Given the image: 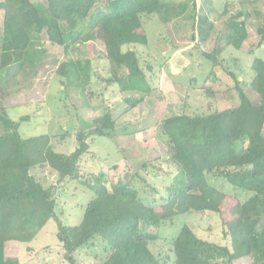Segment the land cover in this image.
I'll list each match as a JSON object with an SVG mask.
<instances>
[{"label":"rangeland","instance_id":"rangeland-1","mask_svg":"<svg viewBox=\"0 0 264 264\" xmlns=\"http://www.w3.org/2000/svg\"><path fill=\"white\" fill-rule=\"evenodd\" d=\"M30 1L39 8L46 7L45 0ZM104 2L97 0V9L103 10ZM161 3L164 7L160 12L140 16L141 28L135 32V38L144 37V44L135 42L123 48L136 53L150 87L148 93L121 89L116 79H125V68L107 60L99 28L89 30L83 23L77 27L78 40L67 50L41 34L32 41L22 63L0 69V135L5 132L4 123L9 122L11 131L21 138L48 136L52 150L63 154L78 147V134L90 135L86 140L88 150L79 159L74 178L59 180L58 174L46 165L30 169L29 173L43 189H52L56 220L49 221L33 247L16 242L7 244L4 249L7 260L19 264H69L63 259L62 244L56 239L57 225L80 223L85 206L94 197L89 188L94 180L109 190L117 183L128 184L138 192V199L161 218L157 227L141 226L155 235L156 239L147 242V247L160 264H175L172 243L183 226L203 241L229 247L224 225L238 221V206L251 193L233 187L212 172L208 174V183L225 194L220 213L172 215L167 203L170 189L177 183L178 170L167 160L171 142L161 126L176 115L203 116L236 108L239 105L236 86L251 102L264 107V100L254 101L248 87L253 78V59L264 60V42H260L257 34L264 25V0H161ZM3 16L0 10V33ZM228 33L234 45L226 46L224 38ZM217 44L224 48L217 58L220 66L216 68L214 59L207 58L205 53H210ZM69 62H79L82 70L67 81L61 70ZM215 72L220 73L211 78ZM226 73L234 78L229 79L228 95H222V103H227H221V110L217 111L213 100L216 95H206V91L225 90ZM199 85L203 92L192 91ZM128 99L141 102L131 108ZM105 115L114 123L111 136L91 134L95 120ZM246 145V140H241L237 149L243 151ZM108 256L105 243L99 238L73 254L74 264H102ZM210 264L228 262L216 258ZM232 264H253V261L244 257Z\"/></svg>","mask_w":264,"mask_h":264},{"label":"trees","instance_id":"trees-1","mask_svg":"<svg viewBox=\"0 0 264 264\" xmlns=\"http://www.w3.org/2000/svg\"><path fill=\"white\" fill-rule=\"evenodd\" d=\"M39 8L30 0H0L4 12L0 33V69L20 64L32 41L45 34L50 43L67 50L78 40L77 27L83 23L89 30L99 28L110 63L121 64L125 79H116L121 89L148 93L150 87L139 67L136 53L124 47L138 42L135 32L141 28L140 16L158 13L161 0H105L103 10L97 0H45ZM46 13V14H44ZM264 42V25L257 31ZM226 46L234 45L232 35L224 38ZM207 58H217L224 46L217 44ZM33 59H31L32 61ZM62 76L68 81L82 66L79 62L62 65ZM250 86L264 100V60L255 57ZM239 105L203 116L187 114L167 118L161 130L171 142L167 155L178 176L170 189L167 208L172 215L189 212L220 213L225 194L208 183V174L216 172L227 183L251 196L238 206V221L225 224L224 236L229 247H219L199 239L183 226L172 246L175 264H210L216 258L232 261L249 257L253 264H264V107L250 102L236 86ZM141 99H128L131 108ZM0 135V264H19L5 259L8 242L28 243L50 220H56L52 189H43L29 173L37 166H48L59 180L77 175L79 159L88 150L87 138L76 137L78 147L69 154L56 153L45 135L21 138L5 122ZM114 123L109 115L95 120L91 134L110 137ZM246 140L243 151L237 144ZM89 187L94 197L84 208L78 225H57V241L62 244L63 259L74 264V252L95 238L105 243L108 258L102 264H160L151 254L147 242L156 239L147 228L157 227L161 218L138 199V192L128 184L117 183L107 189L94 180Z\"/></svg>","mask_w":264,"mask_h":264},{"label":"crops","instance_id":"crops-1","mask_svg":"<svg viewBox=\"0 0 264 264\" xmlns=\"http://www.w3.org/2000/svg\"><path fill=\"white\" fill-rule=\"evenodd\" d=\"M264 44V43H263ZM262 44V45H263ZM261 45V46H262ZM220 64V62H218V60L217 61H215L214 60V65L216 66V68L218 67V66H220L219 65ZM220 72H215V74L214 75H212V77L211 78H216L217 76H218V74H219ZM213 74V73H212ZM228 76L226 77L227 78V80H225V78L223 77V79H224V83L225 84H227V85H225L226 87H225V90H223L222 88L221 89H215V90H208V91H206V95H216L214 98H213V100L215 101V105H217L218 106V108L216 107V110L217 111H220L221 109L219 108V105H221V103H222V101H223V96L222 95H228V94H226V91L228 90V89H230L229 87H228V85H229V79L231 80L232 78H234V76H233V74H231V73H226ZM232 81V80H231ZM199 87H200V85L197 87V88H192V91H197V92H203V90L200 88L199 89ZM248 87H250V95H253L254 96V101H258V99H260L261 98V96H259V94H257L256 92H254L253 90H252V88H251V86H250V84H249V86ZM246 95V94H245ZM248 99H249V97H247ZM250 100V99H249ZM217 101V102H216ZM251 102V101H250ZM227 103V101L225 102V103H222V104H226ZM252 104H254V105H256L257 103H253V102H251ZM256 106H258V105H256ZM210 109H212V106H210L209 105V110ZM51 221V220H50ZM49 226V221L45 224V226H43V228L37 233V235L33 238V240H31L30 242H28V243H20V242H16L17 244H28L27 246H29V247H33V244L35 243V239L39 236V235H42L43 234V232H44V230H46V228ZM69 226H75V224L74 225H69ZM57 239V238H56ZM9 243H14V242H8L7 244H9ZM6 244V245H7ZM5 245V246H6ZM6 259V258H5Z\"/></svg>","mask_w":264,"mask_h":264}]
</instances>
